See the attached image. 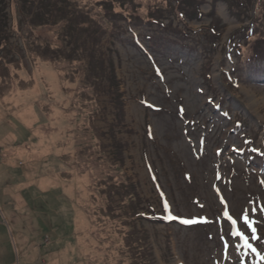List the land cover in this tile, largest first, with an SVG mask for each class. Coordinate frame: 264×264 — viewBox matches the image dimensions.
Returning <instances> with one entry per match:
<instances>
[{"label":"rangeland","instance_id":"rangeland-1","mask_svg":"<svg viewBox=\"0 0 264 264\" xmlns=\"http://www.w3.org/2000/svg\"><path fill=\"white\" fill-rule=\"evenodd\" d=\"M69 1L74 37L0 9V264H264V6Z\"/></svg>","mask_w":264,"mask_h":264},{"label":"trees","instance_id":"trees-1","mask_svg":"<svg viewBox=\"0 0 264 264\" xmlns=\"http://www.w3.org/2000/svg\"><path fill=\"white\" fill-rule=\"evenodd\" d=\"M3 1L5 0H0V9L2 5H4L2 3ZM19 1H20L19 13L22 16L21 19H23L26 25H28L31 29L33 28V26L42 27V26H47V25H57L61 23L63 20H65L67 24L77 23L74 26L71 25V27L73 28L71 35L72 37H74L79 33H84L85 31L87 32V29H89L87 28V25L92 26V23L94 24L93 21L88 20V17L86 16L87 14L85 12L83 13L82 10L79 9L78 6L73 5V3H71L69 0H19ZM191 1L193 3L192 5L193 10L190 9L192 10L191 11L192 15H194V18H197V20H200L202 16L204 15L201 11V4L199 5L198 0H191ZM181 2L182 1H180L179 3L177 2V3L180 5ZM258 4L260 6L259 8H255V10L256 9L261 10V8L264 6V0H258L257 5ZM112 8L113 7H111V9ZM33 9L35 11L34 13H32ZM111 12L114 18H117L121 21H127V22L130 21L131 23L135 22L138 24H144L147 22L151 24L161 25L159 24L158 20L154 18L143 19L140 16H133V15L125 17L123 13H116L114 9H112ZM258 14L256 15L257 17H258ZM179 17L185 18V16L181 13L179 14ZM259 23H260V20L258 17V19L251 21L250 25L244 29L243 35L232 36L229 40V46H230L229 53L235 55V57L237 58L244 57L246 55V47L248 46V47H251L252 56L250 58V61L254 59H260L263 53V50H261V46H260L262 43V40L257 41V43L256 42L253 43L252 41V38H254L258 34L257 24ZM103 24H100L99 22H97L95 32L100 33L99 30L104 29ZM263 44H264V41H263ZM2 45L3 44L0 43V47ZM95 62H92L91 64L92 67L90 68V71H92L93 76L94 78H96V80L103 81L106 73L103 72V70H99L97 67H95ZM115 80H116V77H115ZM237 125L239 126L238 123Z\"/></svg>","mask_w":264,"mask_h":264},{"label":"bare ground","instance_id":"bare-ground-1","mask_svg":"<svg viewBox=\"0 0 264 264\" xmlns=\"http://www.w3.org/2000/svg\"><path fill=\"white\" fill-rule=\"evenodd\" d=\"M45 72H46V74H47V76L49 77V79H50V81L53 83V86L55 87V89L57 90V91H59V83H58V79H57V76H56V74L53 72V71H51V69L50 68H47V69H45L44 70ZM25 101H27L26 99H24ZM31 112V111H30ZM27 116V114H24V117H26ZM77 185H78V183H77ZM81 215H82V222H83V225H87V223H86V219H84V217H83V214L81 213Z\"/></svg>","mask_w":264,"mask_h":264},{"label":"snow or ice","instance_id":"snow-or-ice-1","mask_svg":"<svg viewBox=\"0 0 264 264\" xmlns=\"http://www.w3.org/2000/svg\"><path fill=\"white\" fill-rule=\"evenodd\" d=\"M166 207H167V205H166ZM169 218H172V217H169ZM181 222L185 223V224H191V223H195L196 221H194V220H183ZM233 223H235V221H233Z\"/></svg>","mask_w":264,"mask_h":264}]
</instances>
